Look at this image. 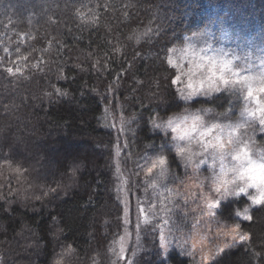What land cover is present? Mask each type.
Listing matches in <instances>:
<instances>
[{"label": "trees", "instance_id": "1", "mask_svg": "<svg viewBox=\"0 0 264 264\" xmlns=\"http://www.w3.org/2000/svg\"><path fill=\"white\" fill-rule=\"evenodd\" d=\"M227 11L264 33V0H0V264H55L62 253L63 264L117 259L109 248L119 252L126 205L122 173L107 167L110 158L113 165L118 161L116 138L121 146L129 143L120 157L135 211L148 175L143 158L161 148L165 137L139 116L157 115L145 111L156 103L152 94L158 86L167 89V78L178 74L171 65L161 66L159 57L165 48L184 45L187 36L208 31L215 16ZM224 96L227 101L214 103L195 97L199 102L181 103L167 116L186 107L221 113L241 108L243 94ZM165 139L172 149L170 130ZM251 214L254 221L244 229L253 233L252 252L261 253L264 210ZM154 244L159 233L154 238L145 229L129 249L139 245V264H151ZM67 245L75 251L64 253ZM169 252L167 264H200L201 258L184 250ZM222 264L264 259L245 246L228 249Z\"/></svg>", "mask_w": 264, "mask_h": 264}, {"label": "snow or ice", "instance_id": "2", "mask_svg": "<svg viewBox=\"0 0 264 264\" xmlns=\"http://www.w3.org/2000/svg\"><path fill=\"white\" fill-rule=\"evenodd\" d=\"M115 51H120L116 48ZM164 56L159 57L160 65H171L173 68H177L179 65L174 63L173 55H175L174 49L165 48ZM207 49L201 48L200 53H206ZM195 51L189 50L182 52L178 59H188L189 57L195 58L193 67L189 68L187 72L181 71L180 74L169 76L168 87L160 88L158 86L157 91L152 94V99L156 103L151 108H145V111L157 112L154 117L151 114L147 119L144 118L141 113L139 119L143 121L144 125L151 124L153 129H163L165 137L168 135V130L174 134V140L187 141L189 146L193 143L197 145L203 156L207 157L211 155L213 164L219 161V173L213 172L211 176V184L208 187L206 193L201 192V199L205 204L206 215L216 222V241L213 244V248L208 252H202L200 264H222V257L227 254V250L231 248H244L248 246L249 253L253 256H259L264 259V252L254 253L252 252L251 241L253 233L251 230L245 231V222H253L254 216L251 214L254 211L264 210V156L260 159H254L250 154L249 140L239 130L245 128L246 125L241 123H221V118L224 120L230 119V113L225 111L219 116L213 115L209 121H205L204 117L199 114V110L196 114H187L183 116H167V112L171 108H178L181 103H197L198 100L194 97H204L209 102H216L219 100L227 101V97L224 96L225 92L236 93L237 91L244 95L246 102L256 101V110L249 108L247 104L244 106L243 111L249 116L255 117L256 111L260 113L259 124L264 126V99H260L254 95L253 83L255 78L250 76H242L240 72L235 70L234 59H229L227 54L222 50L213 55H201ZM192 61H190L191 63ZM99 63V61H97ZM20 69H16L19 72ZM8 73H13L12 68L7 69ZM182 76L187 77V81H182ZM261 86L258 91L264 94V73L259 77ZM173 85H182L178 87L175 92L170 91ZM112 87L111 85L109 86ZM56 92H60L61 95H66L60 89H55ZM218 95H213V94ZM106 99V97H105ZM143 107V105H142ZM188 109L185 112L188 113ZM210 110L204 109L205 113ZM163 113L164 115H160ZM167 116V118H165ZM189 121H191L189 123ZM125 121L121 117V124ZM115 127V125H112ZM247 127H251L248 125ZM121 127L119 131H124ZM165 137H161V148L159 154L155 155V158L146 160L145 168L148 174L153 173L154 169L159 168L161 175L164 174L166 167L170 165V160L175 161V155L183 156L186 152L191 151V147L179 148L175 155L172 150L166 149V145L171 143L170 140H166ZM116 155L119 157L122 150L129 146L127 140L121 146L119 143V137L116 138ZM167 150V155L164 154ZM155 151V149H154ZM230 157L232 163L227 164L226 158ZM203 163V160H201ZM109 170L113 167L116 168L117 173L120 172L119 161L116 165H113L111 158L107 165ZM18 171V169H16ZM76 168H73L75 171ZM205 180L209 179L204 177ZM155 181L152 185H155ZM203 189L206 186L200 185ZM254 190V192H251ZM56 189H49V192H55ZM44 195H48L47 192ZM234 197L236 199H229ZM40 199V197H36ZM119 199V196L117 197ZM244 202L246 206L242 211L233 208V205H238ZM154 205L149 206V210L154 208ZM138 213L143 214V224L145 228H141L140 217L138 215L136 222V239L140 238V232L145 229H150L154 238L159 233V244L153 245L156 248V259L151 264H167V261L171 258L169 252L170 241L165 234V227L168 225L167 219L155 221L149 212L142 206L137 205ZM127 207L125 208V215H127ZM154 216V213H153ZM119 219V218H118ZM225 221H234L232 223H226ZM130 221L125 219V234L120 236L119 239V252L115 248L110 246L109 251L117 257L116 260L111 261V264H119V261L125 259L124 253L131 251L132 259H127L126 264H139L136 259L137 248L128 249L126 247V240L131 236V233L127 230V224ZM53 223H59L57 218H53ZM108 222L106 221L105 224ZM179 230V229H178ZM59 232H63V229H59ZM171 230L169 229V234ZM223 238L222 240L220 238ZM55 239V237H53ZM115 243V241H114ZM185 243H187L185 241ZM183 247V245H180ZM64 253L74 252L75 249L71 245L64 247ZM248 253H246L247 255ZM55 264H63V253L61 258L55 261Z\"/></svg>", "mask_w": 264, "mask_h": 264}, {"label": "rangeland", "instance_id": "3", "mask_svg": "<svg viewBox=\"0 0 264 264\" xmlns=\"http://www.w3.org/2000/svg\"><path fill=\"white\" fill-rule=\"evenodd\" d=\"M214 22L213 27L208 31L189 35L184 45L173 48L175 55L172 58L174 63L179 65L177 67L178 74L181 71L187 72L195 63V58L193 57L183 60L178 59L182 52L189 50V46H191L192 51L197 53H200L201 48L207 49V52L200 53L201 55H213L222 50L229 59L235 58L236 71L240 72L242 76L255 78V82L252 85L254 95L264 99V94L258 91L261 86L259 77L261 73H264V33L261 32L258 26L253 28L250 20L244 21L234 11H229L226 15L217 14ZM190 61L192 62L190 63ZM182 81L186 82L187 77L182 76ZM181 86L178 85V87ZM246 104L249 108L256 110L255 100L246 102L243 99L241 108L235 113H230L229 120L221 118L220 122H238L246 125L245 128L239 131L248 138L252 157L260 159V157L264 156V126L259 124L260 113L258 110L255 117L249 116L243 111ZM185 109L189 110L188 113L185 112ZM185 109L175 115L196 114L199 110V114L207 122L214 114L217 116L221 114V112L207 107H186ZM204 109L210 111L205 113ZM248 125H251V127H247ZM260 134H262V137H258ZM172 135L174 136V134ZM173 143L175 144L171 149L173 155L176 154L179 148L191 147V151L186 152L183 156L175 155V161L170 160V165L166 167L163 175H161L159 168L154 169L151 174H148L145 168L146 160L155 158V155L159 154L160 148L143 158L144 173L148 175L143 176L146 185L142 196L136 201L135 211L130 198L129 179L123 174L121 157L120 155L118 157L122 173V191L124 192V201L128 210L125 219L130 221L127 224V230L131 233V236L126 240V247L129 249L131 240L135 237L138 215L140 223L143 225V214L138 213L137 208L139 203L155 221L168 220L169 223L165 227V234L170 241L169 251L173 248H178L201 258L202 252H208L213 248L214 242H218L215 235L216 222L206 215L205 204L200 197L201 192L206 193L208 191L207 186L211 184L213 172L219 173V161L217 160L213 164L211 155L203 156L200 148L194 143L191 146H189L187 141L173 140ZM164 154H168L167 150H165ZM201 160H203V163H201ZM225 162L230 165L232 163L231 158L227 157ZM188 163L192 168L191 171H185L184 164ZM204 177L209 179L205 180ZM153 181L156 182L155 185H152ZM201 184L206 187L202 189L200 187ZM250 191L254 192L251 189ZM150 205L155 207L149 210ZM244 206H246L245 203L235 209L242 211ZM225 222L232 223L234 221ZM169 229L171 230L170 234ZM220 239L222 240L223 238L221 237ZM180 245H183V247ZM124 257L122 264H126V260L130 259L129 251L124 253Z\"/></svg>", "mask_w": 264, "mask_h": 264}]
</instances>
